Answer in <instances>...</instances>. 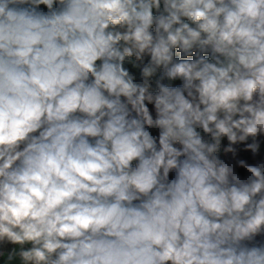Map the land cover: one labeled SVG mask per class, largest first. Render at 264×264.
<instances>
[{
  "label": "clouds",
  "instance_id": "9594fccd",
  "mask_svg": "<svg viewBox=\"0 0 264 264\" xmlns=\"http://www.w3.org/2000/svg\"><path fill=\"white\" fill-rule=\"evenodd\" d=\"M0 264H264V0H0Z\"/></svg>",
  "mask_w": 264,
  "mask_h": 264
}]
</instances>
